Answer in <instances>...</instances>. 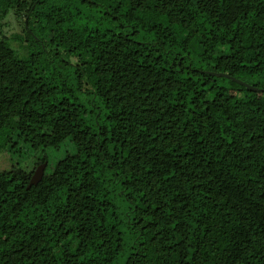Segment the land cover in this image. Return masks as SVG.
Listing matches in <instances>:
<instances>
[{"label": "trees", "instance_id": "obj_1", "mask_svg": "<svg viewBox=\"0 0 264 264\" xmlns=\"http://www.w3.org/2000/svg\"><path fill=\"white\" fill-rule=\"evenodd\" d=\"M196 3L0 0V264H264V0Z\"/></svg>", "mask_w": 264, "mask_h": 264}, {"label": "rangeland", "instance_id": "obj_2", "mask_svg": "<svg viewBox=\"0 0 264 264\" xmlns=\"http://www.w3.org/2000/svg\"><path fill=\"white\" fill-rule=\"evenodd\" d=\"M32 0H28L30 3ZM44 3H51L52 0H42ZM190 6H194L198 9V4L196 0H189ZM71 7V6H70ZM202 12L200 9H198ZM6 11L5 14L0 16V38L5 37L13 45V47L20 53L25 52V34H24V11L20 13L13 6L3 7L1 13ZM70 11V18L74 20H83L92 14H96V7H82L78 8L72 6ZM203 13V12H202ZM77 97L84 103H86V97L84 94L77 93ZM11 136V137H10ZM64 153L62 146L58 150L46 149L41 151H32L27 145L21 144L19 139H16L12 131H7L0 129V170H5L9 167L16 166L20 169L30 172L37 167V162L39 158L46 154L48 156V164L46 163L44 171L49 170V163H54L55 160L61 157ZM56 191L49 195L51 203L56 202ZM75 241V239H74ZM73 241V242H74Z\"/></svg>", "mask_w": 264, "mask_h": 264}, {"label": "water", "instance_id": "obj_3", "mask_svg": "<svg viewBox=\"0 0 264 264\" xmlns=\"http://www.w3.org/2000/svg\"><path fill=\"white\" fill-rule=\"evenodd\" d=\"M247 86L250 88H253L250 85H247ZM254 89H256V87ZM45 164H46V162H42L41 164L37 165V167L34 169L32 175L29 179V183L27 186H29L31 184H36L41 179V177L44 173Z\"/></svg>", "mask_w": 264, "mask_h": 264}, {"label": "flooded vegetation", "instance_id": "obj_4", "mask_svg": "<svg viewBox=\"0 0 264 264\" xmlns=\"http://www.w3.org/2000/svg\"><path fill=\"white\" fill-rule=\"evenodd\" d=\"M43 162H44V161H43ZM46 162H47V161H46ZM41 163H42V162H41ZM41 163H40V164H41ZM45 165H46V164H45Z\"/></svg>", "mask_w": 264, "mask_h": 264}, {"label": "clouds", "instance_id": "obj_5", "mask_svg": "<svg viewBox=\"0 0 264 264\" xmlns=\"http://www.w3.org/2000/svg\"><path fill=\"white\" fill-rule=\"evenodd\" d=\"M46 162V161H45Z\"/></svg>", "mask_w": 264, "mask_h": 264}]
</instances>
